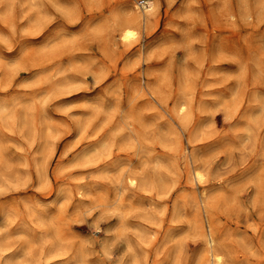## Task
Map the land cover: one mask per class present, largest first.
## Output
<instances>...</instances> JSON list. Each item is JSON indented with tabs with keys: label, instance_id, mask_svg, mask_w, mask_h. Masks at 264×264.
<instances>
[{
	"label": "rangeland",
	"instance_id": "rangeland-1",
	"mask_svg": "<svg viewBox=\"0 0 264 264\" xmlns=\"http://www.w3.org/2000/svg\"><path fill=\"white\" fill-rule=\"evenodd\" d=\"M135 1L0 0V264H264V0Z\"/></svg>",
	"mask_w": 264,
	"mask_h": 264
},
{
	"label": "bare ground",
	"instance_id": "bare-ground-1",
	"mask_svg": "<svg viewBox=\"0 0 264 264\" xmlns=\"http://www.w3.org/2000/svg\"><path fill=\"white\" fill-rule=\"evenodd\" d=\"M159 3L156 0H137L134 3V6L131 7L132 12V21H127L123 24V34L122 39L126 42H130L132 39H134L137 34L138 30L131 27L133 23H137L138 25L144 21V18L149 19L152 15L155 14L156 10L159 8ZM258 93V92H256ZM239 94V93H238ZM262 97V96H261ZM262 99V98H261ZM253 101L254 97H253ZM260 100H257V102ZM236 102V101H235ZM257 102H255L257 104ZM259 103V102H258ZM264 103V101H263ZM238 105V103L236 104ZM259 105V104H258ZM231 106V105H230ZM257 106L258 108L261 107ZM255 107V106H254ZM237 108V107H236ZM263 108V106L261 107ZM188 109V104L186 102H181L179 104V110L182 112H185ZM264 109V108H263ZM262 109V110H263ZM257 110V108H256ZM179 112V113H180ZM255 113V110H253ZM260 113V112H259ZM249 115V114H248ZM253 116V113L251 114ZM262 116V115H261ZM260 116V117H261ZM251 117V116H249ZM254 117V116H253ZM259 117V116H258ZM255 119V118H254ZM258 119V118H257ZM169 120V119H168ZM260 120V119H259ZM258 120V121H259ZM248 122V121H247ZM251 123V122H250ZM257 123V122H255ZM246 125V124H245ZM249 126V125H248ZM247 126V127H248ZM258 126V125H257ZM253 127V126H252ZM249 128V127H248ZM248 132V130H246ZM253 131V129H252ZM256 131V130H255ZM244 133V132H243ZM249 133V132H248ZM257 133V132H256ZM245 137V136H244ZM256 137V136H255ZM249 139V137L247 138ZM251 140V139H250ZM252 143V142H251ZM188 150V149H187ZM193 160V159H192ZM195 164V163H194ZM208 173V172H207ZM191 176L192 180L196 182L198 185H204L207 181V174L204 168L192 165L191 167ZM163 180V179H162ZM189 181V180H188ZM128 182L132 185H138L140 183V178L136 174H131L128 177ZM207 192L202 193V198L205 203V197H207ZM201 203V202H200ZM194 206L196 209H198V203L195 201ZM208 204V203H207ZM176 206V205H175ZM198 207V208H197ZM207 214V213H206ZM198 219V218H196ZM203 224V223H202ZM175 234V233H174ZM172 237V236H171ZM174 237V236H173ZM223 239V238H222ZM228 249V248H227ZM206 252L203 254V256H206L212 264H226L228 261L229 253L227 250L221 245L220 239L215 235L212 229H209L207 233V249H205ZM138 256V255H137ZM28 257V256H27ZM175 259V258H174ZM15 261V260H14ZM142 264H147V262H144Z\"/></svg>",
	"mask_w": 264,
	"mask_h": 264
}]
</instances>
